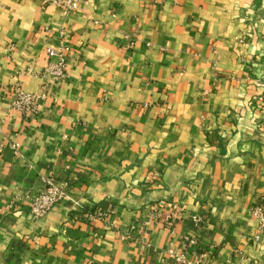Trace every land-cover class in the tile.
<instances>
[{
  "label": "crops",
  "instance_id": "obj_1",
  "mask_svg": "<svg viewBox=\"0 0 264 264\" xmlns=\"http://www.w3.org/2000/svg\"><path fill=\"white\" fill-rule=\"evenodd\" d=\"M43 177L66 198L34 218ZM255 207L264 0H0V264H264Z\"/></svg>",
  "mask_w": 264,
  "mask_h": 264
},
{
  "label": "built area",
  "instance_id": "obj_2",
  "mask_svg": "<svg viewBox=\"0 0 264 264\" xmlns=\"http://www.w3.org/2000/svg\"><path fill=\"white\" fill-rule=\"evenodd\" d=\"M43 3L50 6L60 8L64 13L74 12L78 10L80 0H43ZM127 48H132L134 41L128 39ZM49 56H58V61L50 62L44 69L43 74L50 77V82L57 84L66 79L65 63L62 53H55L53 50L48 51ZM261 100V98H260ZM38 98L31 94L25 93L21 88L15 84L11 88L10 105L12 108L18 110L25 118L34 115L37 111ZM41 185L36 194H26L29 202V211L34 218H42L51 208L58 202L66 198L67 184L58 183L53 177L41 178ZM156 212V211H155ZM157 214L153 213V218L156 219ZM251 214L256 216L260 222V228L264 229V216L260 213V208L255 207ZM100 213L93 214L92 217H99ZM258 239V236H256ZM177 262H182L181 256L173 255ZM192 264H202L201 261Z\"/></svg>",
  "mask_w": 264,
  "mask_h": 264
}]
</instances>
